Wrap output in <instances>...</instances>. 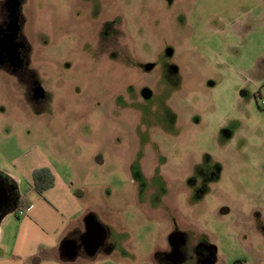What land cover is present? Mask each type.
I'll list each match as a JSON object with an SVG mask.
<instances>
[{"label":"rangeland","instance_id":"rangeland-1","mask_svg":"<svg viewBox=\"0 0 264 264\" xmlns=\"http://www.w3.org/2000/svg\"><path fill=\"white\" fill-rule=\"evenodd\" d=\"M20 4L33 76L0 72V172L62 232L57 262L264 264V0ZM21 220L0 224L5 257ZM91 222L104 247L69 260Z\"/></svg>","mask_w":264,"mask_h":264},{"label":"flooded vegetation","instance_id":"flooded-vegetation-1","mask_svg":"<svg viewBox=\"0 0 264 264\" xmlns=\"http://www.w3.org/2000/svg\"><path fill=\"white\" fill-rule=\"evenodd\" d=\"M20 8V0H0V72H7L9 75L17 77L21 84L29 86L30 81L28 79L33 75L28 69L29 60L25 55L24 43L21 37L23 19ZM11 38L14 40L12 43H10ZM31 89L33 90V94H35V87H31ZM0 180L12 194L10 185L14 181L12 179L9 181V178L7 179L1 173ZM89 225L86 226L83 224L78 235L72 240L73 242L70 241L66 244L68 247H75V258L80 254L89 259L90 252H92L96 244L97 250L95 255L104 247L106 239L101 240L99 238L100 231ZM68 256L70 255L68 254ZM174 262L173 257L170 262L165 261L167 264H174ZM204 264H209V262L207 261Z\"/></svg>","mask_w":264,"mask_h":264},{"label":"crops","instance_id":"crops-1","mask_svg":"<svg viewBox=\"0 0 264 264\" xmlns=\"http://www.w3.org/2000/svg\"><path fill=\"white\" fill-rule=\"evenodd\" d=\"M0 173L8 177L9 179H12L11 177L7 176L6 174L2 172ZM18 190H19V187H18ZM19 194H20V199L22 200L24 205L28 206L27 200H25V197H24L25 195L22 197L20 191H19ZM36 204L47 206L44 200L42 199V196L37 198ZM32 211H33L32 209L29 210V214H32ZM21 219L22 220L20 221V224L18 227L20 229L18 233L15 235V243L12 249L13 255H9L5 257L3 253L6 251L0 250L1 251L0 252V264H25V260H38L39 264H60L57 262L58 257L54 255V252L57 251L58 240L62 236V232L54 231L50 234H46V232L44 231L41 232L38 229L37 225L34 224V222L30 220L28 216L21 218ZM65 227L69 228L70 226H68V223H66ZM5 236H6V233H4L3 228L0 227V245ZM66 244L67 242L63 244V253L67 255V257L70 260L72 258L68 256L69 250L67 246H65Z\"/></svg>","mask_w":264,"mask_h":264},{"label":"trees","instance_id":"trees-1","mask_svg":"<svg viewBox=\"0 0 264 264\" xmlns=\"http://www.w3.org/2000/svg\"><path fill=\"white\" fill-rule=\"evenodd\" d=\"M8 179V177H7ZM10 181V179H9ZM55 184V176L49 168H41L35 170L33 173V184L30 186L36 191L39 195L51 189ZM10 188L12 190V203L9 212L5 215L7 216L10 212L16 211L20 205H24L22 200L20 199L19 190L17 184L11 182ZM5 216L0 218V222L5 218Z\"/></svg>","mask_w":264,"mask_h":264},{"label":"water","instance_id":"water-1","mask_svg":"<svg viewBox=\"0 0 264 264\" xmlns=\"http://www.w3.org/2000/svg\"><path fill=\"white\" fill-rule=\"evenodd\" d=\"M14 40L13 38L10 39V43H12ZM12 199H13V196L12 194L10 193V191L5 187L4 183L0 180V218L5 216L9 210H10V207H11V203H12ZM92 227L98 229L100 231V235H99V238L102 240H104L105 238V232L103 230V228L101 226H99L98 224H95L94 222H91L89 223ZM89 225V226H90ZM67 246L68 250H69V257L70 258H75L76 256V249L75 247H68V245H65ZM97 250V244L94 246L92 252H90V255H93L95 254Z\"/></svg>","mask_w":264,"mask_h":264},{"label":"built area","instance_id":"built-area-1","mask_svg":"<svg viewBox=\"0 0 264 264\" xmlns=\"http://www.w3.org/2000/svg\"><path fill=\"white\" fill-rule=\"evenodd\" d=\"M262 105L264 106V102L262 103ZM16 213L20 218L25 217L29 213V208L26 205H20L17 208Z\"/></svg>","mask_w":264,"mask_h":264}]
</instances>
